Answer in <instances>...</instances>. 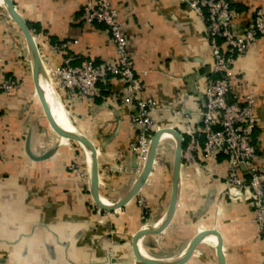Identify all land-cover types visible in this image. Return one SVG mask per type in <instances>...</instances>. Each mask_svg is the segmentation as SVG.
Wrapping results in <instances>:
<instances>
[{
  "label": "crops",
  "instance_id": "0c3cea01",
  "mask_svg": "<svg viewBox=\"0 0 264 264\" xmlns=\"http://www.w3.org/2000/svg\"><path fill=\"white\" fill-rule=\"evenodd\" d=\"M30 29L42 32L36 41L42 59L41 86L48 78L56 105L48 103L93 146L97 189L105 205L124 199L142 171H136L131 144L140 127L125 101L122 81L109 76L98 84L93 100L70 96L52 68L66 57L114 61L116 49L104 25L87 24L82 7L90 0H12ZM126 24L129 51L142 79L144 95L156 101L155 133L175 131L183 150L200 129L205 107V77L211 69L210 44L204 20L180 0H111ZM238 11L243 28L264 0H227ZM70 42L68 48L57 46ZM231 96L260 95L256 104L257 164L264 168V36L239 56L233 66ZM17 79L6 92L2 81ZM58 96V97H57ZM179 111L180 113H176ZM62 126V125H61ZM63 127V126H62ZM46 115L33 74V52L20 27L0 3V264H151L186 253L193 239L208 233L185 258L172 264H264V233L253 221L252 203L227 186L229 159L182 162L175 213L163 228L171 204L177 138L165 134L151 173L139 193L119 208L99 207L92 192L91 155L83 143ZM154 133V135H155ZM202 141H200V145ZM77 166V170L70 167ZM144 168V167H143ZM145 200L147 212L142 210Z\"/></svg>",
  "mask_w": 264,
  "mask_h": 264
},
{
  "label": "built area",
  "instance_id": "2783aa9c",
  "mask_svg": "<svg viewBox=\"0 0 264 264\" xmlns=\"http://www.w3.org/2000/svg\"><path fill=\"white\" fill-rule=\"evenodd\" d=\"M194 10L205 22L210 44L211 69L205 77V107L201 112V127L191 134L183 150V160L188 164L196 161V153L204 160L224 155L229 159L227 186L245 196L254 207L253 221L264 233V168L257 164L258 147L255 142L257 125L256 104L260 95L249 94L243 98L231 96L233 66L237 58L245 54L250 46L264 36V9L254 11L247 24L236 26L238 11L227 0H180ZM83 19L87 24L104 25L110 33L116 49L114 61L96 62L83 59L80 64L66 57L62 64L52 68L58 84L67 93L78 99L93 100L98 95V84L109 76L122 81L125 101L133 104L130 114L133 124L140 127L138 140L131 144L140 173L146 163L155 133L156 101L144 95L142 79L137 73L134 56L129 51L126 24L111 0H90L83 5ZM37 41L42 32L31 29ZM70 42L57 46L68 48ZM6 92L18 87L17 79H3ZM176 113H180L177 111ZM200 141L202 144L200 145ZM77 170L76 165L70 167ZM139 203L146 213L145 200Z\"/></svg>",
  "mask_w": 264,
  "mask_h": 264
},
{
  "label": "water",
  "instance_id": "95a60500",
  "mask_svg": "<svg viewBox=\"0 0 264 264\" xmlns=\"http://www.w3.org/2000/svg\"><path fill=\"white\" fill-rule=\"evenodd\" d=\"M2 1H3V4L7 7L11 16L20 25V27H21V29H22L31 49H32L34 81H35L38 93L40 95V98L44 104L46 115L48 116V118L50 119V121L54 125H56L59 129L62 130L61 131L62 135L63 134L65 135L67 133L66 129L58 123L57 119L53 115L52 109L48 103L45 92L43 91L42 86H41L40 79H41L42 59H41L39 47L36 43V40H35L32 32H31V29L28 26L27 22L21 17V15L14 8L12 0H2ZM74 130H75V132L72 133V137L74 139L80 141L81 143H83L91 155L92 192H93L94 198H95V200H96V202L100 208L106 209L109 211L114 209V208H119V207L124 206L126 203H128L133 197H135L139 193L140 189L143 187V185L145 184V182L148 179L149 174L151 173L153 163L155 162L156 157H157V148H158V145H159L161 139L163 138V136L165 134H171L177 138V146H176V151H175V160H174V169H173L172 199H171V204H170V208L168 211V215H167L164 223L161 225L160 228L165 227L171 221V219L175 213L176 204H177V200H178L179 180H180V175H181V166H182V162H183V139H182V136L179 135L177 132L172 131V130L171 131L170 130L169 131H157L155 133V135L153 136L151 146H150V150H149V154H148L146 163L144 164V168L142 170V173H141L139 179L137 180V182L135 183L134 187L132 188V190L128 193V195L124 199H122L121 201H119L116 204L109 206V205H105L99 197V193H98V189H97L99 176H98V171H97L96 158H95L94 153H93V151H94L93 146L86 136L82 135V133H80L78 130H76V129H74ZM151 230H152L151 227L143 228L141 231H139L138 236H137V250H138L139 254L141 255L142 259L146 260L147 262H149L151 264H172L174 262H177V261L187 257L192 252L193 248L201 240H203L205 238L211 239V235H209L208 233H201L193 239V241L191 242L190 247L188 248L186 253L181 255L179 258L172 259L171 261H160V260L154 259L148 255H145L142 251V246H141V243L139 241L141 236H143L145 233H147ZM216 249L218 251L221 264H226L225 256H224V253H223V250H222L220 243L216 244Z\"/></svg>",
  "mask_w": 264,
  "mask_h": 264
},
{
  "label": "bare ground",
  "instance_id": "6f19581e",
  "mask_svg": "<svg viewBox=\"0 0 264 264\" xmlns=\"http://www.w3.org/2000/svg\"><path fill=\"white\" fill-rule=\"evenodd\" d=\"M0 3L3 4V1L0 0ZM45 89H46V92L49 96V100L51 101V103L55 106L56 105V92H55V89L53 88L52 84L50 83V81L48 80V78L45 79ZM45 92V93H46ZM58 97V96H57ZM48 99V98H47ZM52 112H53V115L55 116V118L57 119L58 123L60 125H62L63 127H66L68 128L69 130L71 131H74L72 125L67 121L65 120L63 117H61L60 115H58L57 113H55V111H53L52 109ZM167 136V135H165ZM212 240V239H211Z\"/></svg>",
  "mask_w": 264,
  "mask_h": 264
},
{
  "label": "trees",
  "instance_id": "16d2710c",
  "mask_svg": "<svg viewBox=\"0 0 264 264\" xmlns=\"http://www.w3.org/2000/svg\"><path fill=\"white\" fill-rule=\"evenodd\" d=\"M33 27V25H30V28H32Z\"/></svg>",
  "mask_w": 264,
  "mask_h": 264
}]
</instances>
